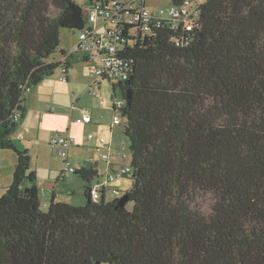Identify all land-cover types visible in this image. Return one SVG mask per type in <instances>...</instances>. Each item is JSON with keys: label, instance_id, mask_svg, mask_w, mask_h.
<instances>
[{"label": "trees", "instance_id": "16d2710c", "mask_svg": "<svg viewBox=\"0 0 264 264\" xmlns=\"http://www.w3.org/2000/svg\"><path fill=\"white\" fill-rule=\"evenodd\" d=\"M86 22L74 0H0V150L17 154L0 196V264H264V0H207L193 30L132 29L120 50L132 72L112 84L114 96L131 91L122 132L138 186L128 176L123 206L105 191L94 200L98 168L84 165L85 204L54 194L43 209L12 134L25 93L63 64L50 59L61 29Z\"/></svg>", "mask_w": 264, "mask_h": 264}, {"label": "built area", "instance_id": "2783aa9c", "mask_svg": "<svg viewBox=\"0 0 264 264\" xmlns=\"http://www.w3.org/2000/svg\"><path fill=\"white\" fill-rule=\"evenodd\" d=\"M207 0H183L176 4L172 3L168 8L149 9L146 0H89L85 10L86 25L78 33L75 51L94 53L98 57V62L93 69L95 83L102 79L117 78L127 80L133 69V59L127 58L120 53L125 42H133L132 29L140 36L152 35L155 30L169 28L176 32L181 30H193L200 21V7ZM127 31V32H126ZM177 44L187 42L184 37H173ZM68 65L61 67V80L66 82L68 77ZM91 95H97L94 86L90 88ZM101 104L106 103V99L99 97ZM114 115L113 126H122L123 119L121 110L126 106L125 96L113 99ZM74 107V106H72ZM54 111V107H50ZM20 113H16L15 119L19 120ZM78 123H89L92 116L86 109H81V116L75 119ZM94 137L93 133L89 138ZM74 139L64 133H57L51 138V145L57 149L63 161L62 175L67 172H76L77 168L68 159L69 149ZM108 146L105 137H99L98 151H102V159L106 162L107 172L105 175L95 177L91 183V194L94 200H99L103 192L111 191L115 195L121 194V189L114 183L121 178L131 176L134 168L131 164H123L115 167L112 158L125 157L126 142L123 140L121 149L112 150ZM41 196L45 194L42 182H38ZM44 205H47L44 202Z\"/></svg>", "mask_w": 264, "mask_h": 264}, {"label": "rangeland", "instance_id": "374dc122", "mask_svg": "<svg viewBox=\"0 0 264 264\" xmlns=\"http://www.w3.org/2000/svg\"><path fill=\"white\" fill-rule=\"evenodd\" d=\"M77 3L81 4L84 8V10H86V6H87V2L88 0H74ZM172 4V0H146V6L153 10V9H159V8H168L170 5ZM63 30L64 32V43L69 46L68 47V52L73 51L74 50V46L76 44V37L78 36V32L77 31H73L71 29H67V28H62L61 31ZM61 34V32H60ZM75 42V44H74ZM61 47V37H60V46ZM60 49L58 48V51L56 53H54L53 55L59 54L60 55ZM83 51H75L74 54L75 55H80L82 61L83 60V55H82ZM85 62V61H84ZM88 64L87 68H88V73L90 75V79L87 82H83L80 83L78 87H76V91L77 94H72V97L69 95V100L70 105L72 104V102H76L78 103V105L82 106V107H87L89 105H93L95 106V108H98L100 106L99 103V97L98 96H93L90 95L89 93V88L90 86H98V83H95L94 80V75H93V63L91 61H87L86 62ZM60 66L55 70V72L52 75L57 76L58 79V75H59V71L60 70ZM93 75V76H92ZM59 80V79H58ZM102 87L98 88L99 94L102 95V97L106 98L107 100V105L109 106L110 110L105 114L104 118H101L99 123H92L90 125H86V124H81L78 123L76 121H74V117H71V114H69L68 116L63 115L64 117H60V114H62L63 112H70V110H65V109H70V107L64 106L65 109L61 110V108L57 105L54 104L52 102H50L51 105H56L58 107V110L55 112H47L48 114L45 115V117L43 118L42 124L44 125L43 127V132L41 134L40 137L37 136L38 131H37V124H34V128L33 130H29L27 128V134L24 135L23 137L26 138L24 139V141H26V143H24L25 145H27L26 147L29 148L31 156H32V162L33 164L35 163H39L40 168L42 169V171H44V169L42 166L43 163V159L46 158H58V160L60 161L61 156L58 154L57 149L51 145V138L57 134V133H64L70 137H72L73 139L76 140V142L74 143V145L72 147H70L71 149H69L71 151V153L74 154V156L77 159H73L72 157L70 158V162L72 163V165L74 167L77 168H81L84 165H86L87 161H94V162H99V166L98 169L101 171L102 175H105V166H104V160L102 159V151H98L96 149V142H97V138L95 139H90L89 138V134L90 133H94L97 137H100L101 135H104L105 137H109V127L110 124L112 123L111 121L113 120V115H114V110H112V103L113 100L111 98V95L114 93V89H113V81H117V78H114L112 81L108 80V79H102ZM41 83H39L35 88H37L39 85L41 86L42 89H44L45 85H41ZM54 84V83H53ZM61 83L58 82V85H60ZM63 84V83H62ZM32 90V89H31ZM30 93V90L27 91V93H25L27 95L28 98V94ZM79 95L80 99H78V101H76L77 96ZM116 96L118 98H122L123 97V92L120 88L117 89L116 91ZM72 99V100H71ZM27 101V100H26ZM68 101V100H67ZM27 105V103H26ZM29 113V109L27 107V115ZM67 117V118H66ZM25 119L19 124V126L14 130L13 134L17 131H19L23 124ZM38 118H36L34 123H37ZM120 128L122 129V126H120ZM117 134L120 136V139L117 141V144L114 148L116 149H121L122 147V139L124 138L125 142H126V151H125V157H121V161L124 164H131L132 161V150L130 148V141L129 139L123 134V132L120 134L117 130V128L115 127ZM27 137H31V139L27 138ZM13 138H19V137H14ZM99 141V139H98ZM103 151H107V149L105 148ZM91 153L92 157L87 159L84 157L85 153ZM71 156H73L71 154ZM115 158V157H114ZM62 164V163H61ZM35 166V165H34ZM63 167V166H62ZM60 173V172H59ZM62 175V173H61ZM118 180H122L123 183L118 184ZM115 182V185H119L118 187L121 189V194L120 195H115L113 194L111 191H108V198H114V197H120L122 196L126 189L130 188L132 186V179L129 177H125V178H121L118 179ZM93 182V181H92ZM60 184H62L61 186V192L65 195L68 196L69 201H71L72 204L75 205H83L86 202V197L84 195V188H85V184L86 181L83 180L78 173L75 172H67L63 178H61V180H59ZM69 192H72L69 193ZM129 206L131 207V204H129ZM42 208L43 209H47L46 206H44V204H42ZM101 264H107V263H101Z\"/></svg>", "mask_w": 264, "mask_h": 264}, {"label": "crops", "instance_id": "0c3cea01", "mask_svg": "<svg viewBox=\"0 0 264 264\" xmlns=\"http://www.w3.org/2000/svg\"><path fill=\"white\" fill-rule=\"evenodd\" d=\"M60 37H61V47H59V49L61 53L60 55L59 54L52 55L50 59L51 60H61L63 64L65 63L68 65L69 68H68L67 74H68L69 80L66 82L61 80L62 70L60 69L58 70L59 80L57 79V76L55 75H52V74L48 75L41 81L42 82L41 85H45L44 89H42L41 86L39 85L37 88L34 87L32 90H30V93L28 94V98L26 101L27 103L26 107H28L29 113L28 115H26V120L24 121L22 128L19 131L16 130V132L13 135L14 137H19L24 143H26V141H24V139L26 138H24L23 136L27 134L28 127H29L28 128L29 130H33L35 129L34 124H37L36 125L37 131H38L37 136L40 137L43 132V127H44V125L42 124L43 118L45 117L46 114H48L47 112H55L58 110V107L56 105H51L50 102L57 104L61 108V110L65 109L64 106L70 107V109H65V110H70V112L68 113L63 112L62 114H60V117H64L63 115L65 114L66 116L71 114V117L72 116L74 117V121L76 118L81 116V109L84 108L88 110V112L92 116V121L89 123H81V124H86V125H90L94 122L99 123L100 119L104 118L105 114L110 110L109 106L107 105L108 103L107 100L105 104H101L99 101L100 106L98 108H95V106L93 105L82 107L78 105V103L76 102H72V104L70 105L71 101L68 98L69 95L72 97V94H77L76 87H78L80 83L87 82L90 79V75L88 73V68H87L88 64L86 62L91 61L93 63V68H94L95 64L98 62V57L94 53L83 52L82 55H83V60L85 62L82 61L80 55L74 54L75 47L77 45L78 36L75 39L76 44L74 42L75 44L74 50L70 52H68V47L70 45L67 46L64 43L63 30L61 31ZM63 50L66 51L67 53H72V55L64 57V55L62 54ZM85 56H89V59H85L84 58ZM62 65L60 66V68L62 67ZM58 82H60L61 84L58 85ZM102 82L103 81L101 80L97 84L98 85L97 87L94 86V88L97 90V95L95 96L102 97V95H100L98 91V88L102 87ZM90 88L88 90L89 93H90ZM78 99H80L79 95L77 96L76 101H78ZM50 107H54V111H51ZM110 107H112V110H114V103H112V106ZM36 118H38V121L37 123H34ZM111 122L112 123L110 124V127H109L110 132L108 134L109 137H105L104 135H101V136L105 137L108 146L111 147L112 150H118L114 147L116 146L117 141L120 139V136L117 134L115 127L117 128L120 134L122 133V129L120 128V126H113V120ZM93 135L94 137L92 139L97 138V142H96L97 144L96 149H97V146L99 145V141H98L99 137H97L94 133ZM27 138L32 140L31 137H27ZM123 140L124 138L122 139V144H123ZM75 142L76 140L74 139V142L71 145V147L74 145ZM108 146H104V148L107 149ZM71 154L73 156H71ZM71 157L73 159H77L74 156V154L71 153V151L69 150L68 159L70 160ZM84 157L89 159L92 157V155L91 153L87 152L85 153ZM114 157L112 158V161L115 167L124 164L121 161V158H117L116 156ZM63 161H64L63 159H60L59 161L58 158L56 157L50 158V159L45 157L42 163L43 168H46L44 169V171H42V169L40 168L39 163L33 164L32 162L33 168L35 169L37 177H38V182H42L45 188V194L41 196V200L43 202H46L47 204L51 201L54 194L56 195L57 200L66 201V202L71 203V201H69L68 199V196H65L61 192L62 184L58 183L59 180L63 178L61 177ZM16 164H17V154L15 150L13 149L0 150V196H2L6 192L7 187L12 183L13 173H14ZM104 166L106 169L105 172H107V165L105 161H104ZM95 168H98V167H95ZM98 173L99 175H102L99 169H98ZM120 183H123V181L118 180V184ZM69 193L72 194V192H69ZM106 194H108V192ZM108 199H111V198H108Z\"/></svg>", "mask_w": 264, "mask_h": 264}, {"label": "water", "instance_id": "95a60500", "mask_svg": "<svg viewBox=\"0 0 264 264\" xmlns=\"http://www.w3.org/2000/svg\"><path fill=\"white\" fill-rule=\"evenodd\" d=\"M114 94L111 96L112 100L114 99ZM125 98H126V101L127 103H130L131 101V91L130 90H127L126 93H125ZM13 142L16 146V148L18 149H25L26 146L24 144V142L20 139V138H13ZM99 166V162H94V161H87L86 162V165L85 167L87 169H91V168H94V167H98ZM139 173V170H137V172H133L132 176L135 177L134 179V185L133 187L131 188V191L135 190L136 187L138 186V183H139V180L137 178V174ZM128 200V195L127 194H123L122 196H120L119 200H118V204L120 206H123ZM96 264H101L100 261L96 262Z\"/></svg>", "mask_w": 264, "mask_h": 264}]
</instances>
